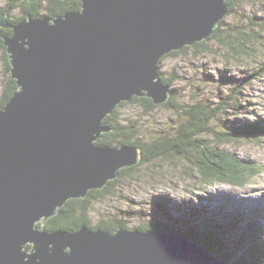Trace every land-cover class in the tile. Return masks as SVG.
Returning a JSON list of instances; mask_svg holds the SVG:
<instances>
[{"label": "water", "instance_id": "95a60500", "mask_svg": "<svg viewBox=\"0 0 264 264\" xmlns=\"http://www.w3.org/2000/svg\"><path fill=\"white\" fill-rule=\"evenodd\" d=\"M226 1L80 0L77 12L12 26L0 16L16 85L0 109V264H230L175 230L43 227L138 164L137 147L95 145L111 131L104 119L132 97L166 103L159 61L205 40Z\"/></svg>", "mask_w": 264, "mask_h": 264}, {"label": "rangeland", "instance_id": "374dc122", "mask_svg": "<svg viewBox=\"0 0 264 264\" xmlns=\"http://www.w3.org/2000/svg\"><path fill=\"white\" fill-rule=\"evenodd\" d=\"M8 2L10 0H0V9ZM9 15L19 19L21 12L13 10ZM254 15L264 19V1L242 0L233 14L223 17L222 24L237 25ZM2 45L0 97L10 75L3 60V49L6 47L2 49ZM204 46L213 53L197 55L191 50L169 56L158 65V71L164 74V78H175L171 91L179 104L190 106L195 101H201L215 105L231 95L234 104L224 107L215 130L225 131L227 126L251 122L264 123V75L235 91L237 84H242L250 73L264 66V51L259 49L250 59L227 62L223 57L225 49L223 51L210 41ZM161 105L149 112L138 104H126L118 108L119 124L132 131V140L137 139L142 144L173 134L181 115ZM216 146L254 166L256 176L244 187L203 184L187 163L178 157L138 163L134 166L135 170L124 176L108 196L93 202L89 213L92 226L100 220H120L128 231L157 224L183 229L191 218L196 219L191 214L194 209L198 216L208 217L219 226H224L220 251L232 260L245 254L254 241L264 245V138Z\"/></svg>", "mask_w": 264, "mask_h": 264}, {"label": "trees", "instance_id": "16d2710c", "mask_svg": "<svg viewBox=\"0 0 264 264\" xmlns=\"http://www.w3.org/2000/svg\"><path fill=\"white\" fill-rule=\"evenodd\" d=\"M264 1V0H257ZM242 0H227L226 16L234 13L235 9L240 6ZM17 10L21 12V17L14 22L9 21L11 17L10 11ZM80 10V0H36L28 2L27 0H10L6 6L0 9V16L7 17L10 23H19L23 19L31 17L33 19L48 17L56 18L67 12H77ZM12 18V17H11ZM13 19V18H12ZM224 19L220 21L218 27L205 39V41L197 42L191 47H184L180 51L171 52L165 55L158 65L169 56H178L193 50L197 55L202 53H213L209 47H205L208 43L214 42L218 48L224 51L223 57L227 62H239L242 58H253L254 54L262 49L264 51V19H259L255 15L240 21V24L226 26L222 24ZM2 29V28H1ZM12 36L13 34H6ZM3 41H0V46ZM2 49L5 48L3 45ZM4 57L7 62V73H9V61L6 48ZM264 75V66H260L255 72L250 73L244 79L242 84L236 85L238 91L242 85H247L251 81ZM158 79L164 84H169L170 92L166 103L161 105L165 109L174 110L180 116V123L175 127L173 134L165 137L157 138L149 143L142 144L139 140L131 139L132 131L119 124L120 114L118 108L126 104H138L146 111H153L158 106L154 105L152 100L146 97H132L128 103L122 102L108 115L103 125L110 128L111 131L103 133L95 142L96 146L103 148H115L122 145L134 146L141 150V160L139 164L151 163L156 159H164L168 157L181 158L188 167H190L198 176L203 184H226L235 187H244L251 178L256 176L255 168L247 164L242 159L227 154L220 150L217 144L235 143V142H252L260 141L264 138V123L251 122L240 126L226 127L225 131L215 130V126L219 123V117L224 107L231 102L229 95L223 102L219 104H206L201 101H195L192 105L179 104L171 91V85L175 82V78H164V74L158 71ZM235 86V87H236ZM16 91L15 81L11 80L10 75L7 79L6 86L1 94L0 109L3 108ZM234 94V92H233ZM237 106V104H236ZM236 108V107H235ZM214 143L216 145H214ZM134 167L126 168L118 172V177L109 181L102 190L90 191L84 199H72L58 210L57 215L50 218L44 225V229L48 233L66 231L69 233L76 232L81 227H87L90 230H104L110 233L115 232L118 228L128 230L124 222L120 220H100L93 227L89 213L94 201L103 199L108 196L117 186V183L126 175L133 172ZM194 219L191 218L182 229L157 224L152 227H142L135 229L136 231H144L147 229H157L160 231L175 230L184 236H187L194 243L204 246L212 254L225 260L230 264H264V245L254 241L253 244L236 260H232L230 256L223 254L222 238L225 235L224 226H219L215 221L208 217H200L197 211L192 210ZM190 214V213H189ZM170 218V217H169ZM201 218V219H199ZM193 221V222H192ZM194 221H196L194 223ZM192 222V224H190ZM40 224H38V227Z\"/></svg>", "mask_w": 264, "mask_h": 264}, {"label": "flooded vegetation", "instance_id": "af4514ba", "mask_svg": "<svg viewBox=\"0 0 264 264\" xmlns=\"http://www.w3.org/2000/svg\"><path fill=\"white\" fill-rule=\"evenodd\" d=\"M6 19H7V17H6ZM9 21H11V22H14V21H16L17 19H12L11 17L8 19ZM7 20V23L9 24V25H15V23H10L9 21ZM13 34V31H12V29L11 28H0V41H1V39L3 40L4 38H9V37H11V36H8V35H6V34ZM3 60L5 61V66H6V70H7V62H6V57H4L3 56ZM8 60V59H7ZM9 61V60H8ZM92 191H94V190H92ZM42 224H40V226H41ZM44 225L45 224H43V227H44ZM37 226H38V224H37ZM39 226V227H40ZM30 248V246H27L26 247V249H29Z\"/></svg>", "mask_w": 264, "mask_h": 264}, {"label": "bare ground", "instance_id": "6f19581e", "mask_svg": "<svg viewBox=\"0 0 264 264\" xmlns=\"http://www.w3.org/2000/svg\"><path fill=\"white\" fill-rule=\"evenodd\" d=\"M140 160H141V159H139V162H140ZM139 162H138V163H139ZM133 167H134V166H133Z\"/></svg>", "mask_w": 264, "mask_h": 264}]
</instances>
